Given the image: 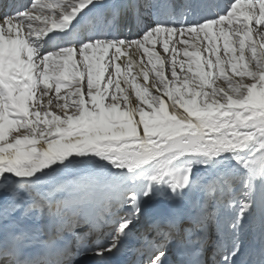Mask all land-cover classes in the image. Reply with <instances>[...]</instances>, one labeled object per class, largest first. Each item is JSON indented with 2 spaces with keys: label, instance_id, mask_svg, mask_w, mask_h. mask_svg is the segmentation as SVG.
<instances>
[{
  "label": "snow or ice",
  "instance_id": "obj_1",
  "mask_svg": "<svg viewBox=\"0 0 264 264\" xmlns=\"http://www.w3.org/2000/svg\"><path fill=\"white\" fill-rule=\"evenodd\" d=\"M0 189V264H264V0H0Z\"/></svg>",
  "mask_w": 264,
  "mask_h": 264
},
{
  "label": "bare ground",
  "instance_id": "obj_2",
  "mask_svg": "<svg viewBox=\"0 0 264 264\" xmlns=\"http://www.w3.org/2000/svg\"><path fill=\"white\" fill-rule=\"evenodd\" d=\"M220 2L222 3L223 0H220ZM132 23H135L137 25L135 17L132 14V10H130L128 13H123V14L121 13L120 27H121L122 31L128 32L129 30H131ZM136 30H137V28H136ZM5 195H7V193L4 192L2 189H0V199H1L2 196H5ZM154 205L155 204L151 205V207L154 206ZM138 234L139 233H137V235ZM89 256H92V255H89ZM89 256H87V257H89ZM211 258H212V254H209L208 255V259H211ZM82 259H83V257L81 259L79 258L77 261H80Z\"/></svg>",
  "mask_w": 264,
  "mask_h": 264
},
{
  "label": "rangeland",
  "instance_id": "obj_3",
  "mask_svg": "<svg viewBox=\"0 0 264 264\" xmlns=\"http://www.w3.org/2000/svg\"><path fill=\"white\" fill-rule=\"evenodd\" d=\"M83 257V256H82ZM81 259V258H80ZM208 259V258H207Z\"/></svg>",
  "mask_w": 264,
  "mask_h": 264
}]
</instances>
